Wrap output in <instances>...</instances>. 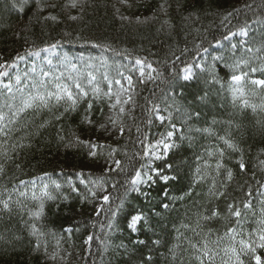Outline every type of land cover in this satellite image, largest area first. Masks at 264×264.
Listing matches in <instances>:
<instances>
[{
	"label": "trees",
	"instance_id": "16d2710c",
	"mask_svg": "<svg viewBox=\"0 0 264 264\" xmlns=\"http://www.w3.org/2000/svg\"><path fill=\"white\" fill-rule=\"evenodd\" d=\"M46 2L54 3L56 7H47L38 13L35 3H32L21 13L12 7V0H0V54L4 59L12 60L17 53L28 58L27 51L38 53L56 44V64L47 68L52 75L45 80L49 87L55 76L61 72L68 74L69 69L61 64L63 58L68 57L80 72L93 73L104 91L108 89L107 81L103 79L104 73L110 79L121 80L125 86L127 80L124 77L131 76L133 102L126 109L134 104V110L130 115L126 112L123 116V135L117 128H111L108 132L99 128L112 114L106 99L93 101V125L82 123L87 99L80 103L75 112L64 113L59 121L53 117L63 112L62 106L52 107L51 112L48 109L29 110L16 125H10L20 130L12 133L5 147L20 141L21 137H26L22 142L31 146L9 151L8 154L13 157L11 160L0 155V163L5 165V172L0 176V199L12 196L11 212L0 211V234L9 239L16 235L22 237L15 251L7 245H0V264H141L142 261L149 264L144 259L149 254L153 256L151 264H174L167 257L170 256L169 249L177 243L182 244L177 251L183 264H197L195 252L187 240H177L176 229L179 228L184 237L194 243L206 238L210 247H216L212 242L223 237L219 243L222 250L231 244L225 233L237 226V218L227 212L228 204L232 202L242 212L244 233L256 229L257 222L264 218V187H261L264 185V165L260 164L264 160V112L242 108L240 99L233 102L229 88L233 72L228 65L243 57L250 60L251 67L264 66V0H166V11L160 9L165 0H128L131 7L120 0H84L79 7L68 9H64L67 0ZM49 13L57 16V21L42 18ZM193 13L191 18L186 19ZM228 13L232 15L225 20ZM69 16L78 19L71 20ZM122 16L128 19H121ZM165 21L168 23L165 24ZM241 29H246L248 35H240ZM232 33H236L233 39H225ZM233 45L236 47L233 48ZM247 47H252L253 52H246ZM257 48L259 52L255 51ZM136 59L143 60L144 65H137ZM148 64L156 71L148 68ZM187 66L192 69V79L189 80L183 79V69ZM141 67L143 77L140 75ZM241 71L248 69L242 67ZM118 72L123 73V77L117 75ZM149 76L153 79H148ZM249 76L264 79V74L259 71L249 73ZM39 80L37 73L28 71L20 86L13 87L7 97L6 89H1L0 112L11 115L5 103L19 104L20 93L16 89L35 91L32 83ZM118 87L113 83V91ZM251 87L245 86L244 98L250 104H260L264 101V89H257L256 94L252 95ZM206 93L205 101L198 99ZM153 105L173 112L172 123L183 129L192 140H177L179 148L165 154L167 162L180 165L177 180L167 184L157 181L151 187L147 184L142 186V191L151 195V206L161 213L151 218L153 230L132 233L127 229L129 213L136 209L147 211L149 207L140 192H130L122 212L116 217L118 230L110 233L106 226L111 214L101 211L100 215H96L100 205H103L101 197L110 195V203L103 207L105 210L115 209L130 187L126 181L136 170L145 169L141 166L151 161L144 155L145 145L137 142L138 135L141 139L146 135V144L151 145L161 139V134L170 130L167 120L161 124L156 119L158 114L167 116L168 111L153 113L152 123H147V110ZM176 106L199 111L201 116L188 121V125L193 129L209 128L212 134L194 130L187 132V126L177 119ZM48 120L51 123L39 127ZM136 126L141 128L140 134L135 131ZM58 133L65 137L64 142L59 140ZM74 135L80 140L115 149L113 159L120 160L125 171L106 172L107 148L97 149L98 156L93 158L88 155V148L84 145L66 147V142L72 141ZM221 136L231 139L241 151L228 149L219 139ZM217 149L224 150L222 163L232 171L231 181H226L223 168L219 174L215 170L216 162L221 160ZM208 152L212 155L209 156ZM197 156L203 157V160H197ZM182 160L185 163H181ZM205 160L209 165L207 168L203 167ZM241 160L245 164L243 171L239 167ZM164 163V160L154 159L152 168L163 167ZM197 164L208 175L204 182L192 186L191 178ZM78 173H83L86 181L104 177L107 191L97 190L96 197H92L85 184L80 182ZM36 180L33 186L32 181ZM213 180L217 188L226 182V187L221 189L225 191V196L216 199L208 195ZM21 181L26 184H21ZM53 181L61 187L56 189ZM42 183L49 185L48 191L56 199L44 198V214L34 221L30 218L31 212L38 209L41 201L32 199V192L35 191L39 197ZM112 184L116 187L113 188ZM73 185L79 191H73ZM189 190L191 196L171 200V197H179ZM249 190L252 191L251 197L246 195ZM20 192L26 195L21 196ZM165 192L168 197L164 196ZM161 203H169L171 207L164 211L160 208ZM244 203H250L251 207L245 209ZM213 208L219 211L220 216L200 220V228L196 229L200 235L180 227L190 224L195 228L199 215H211ZM32 222L44 233L40 237L42 246L39 251L33 250L36 238L30 235L28 226ZM68 228L72 229L71 233L65 231ZM89 236L93 239L86 243ZM156 239L161 241L158 247L152 244ZM105 240L111 241L107 250L101 244ZM137 240H144L145 244L136 245ZM44 244L47 245V254ZM120 244L125 245L128 251L117 247ZM55 253H58L57 258L50 259V255ZM259 254L264 258V250H259ZM222 257L221 251L214 264H221Z\"/></svg>",
	"mask_w": 264,
	"mask_h": 264
},
{
	"label": "snow or ice",
	"instance_id": "6c2138e0",
	"mask_svg": "<svg viewBox=\"0 0 264 264\" xmlns=\"http://www.w3.org/2000/svg\"><path fill=\"white\" fill-rule=\"evenodd\" d=\"M84 0H67V3L64 5V9L68 8H77L80 5H82ZM122 4L127 5L128 7H131L130 4H128V0H120ZM35 3L37 12H43L45 8H55L56 4L54 3H47L46 0H12V7L14 9H17L19 12L23 13L30 4ZM245 7L250 8L251 5H245ZM161 11H166V0L165 3H162L160 5ZM237 12L239 10H236ZM117 12H119V9H117ZM194 15L190 14L188 18H191V16ZM232 13H228L227 16H225V20L228 19V16H231ZM44 20H52L57 21V16L52 15L49 13L48 16L42 17ZM69 19L76 20L78 17L76 16H69ZM121 19H128V17L122 16ZM139 20V18H137ZM198 19V17H197ZM165 24L168 23V21L164 22ZM67 35V34H66ZM232 35H236V33H232ZM240 35L247 36L248 32L246 29L240 30ZM225 39H228V37H225ZM57 47L56 44H52L49 46V48L42 49V51H49L51 49H55ZM99 47V45H97ZM233 48L236 46L233 45ZM207 49H205L206 51ZM246 52L252 53L253 48L247 47L245 49ZM256 52H259L260 49H255ZM27 55L29 56H35L38 55L37 52L27 51ZM26 59L25 55H21L17 53L15 57L12 58V60H6L4 59L3 54H0V80H3L5 77L8 78L10 81L9 83L3 84L4 89H6L5 96L9 93H12L13 90V84L11 81L15 80L16 84H20L22 82V77L20 74L15 73L14 69H16L19 65V61H23ZM179 59V57H177ZM216 59H221L220 57H217ZM48 63L50 64L51 61L49 60ZM135 63L137 65H144V61L141 59H136ZM61 64L66 66L69 71L68 74L65 75V73L61 72L59 75L54 77V82L51 87H49V84L46 83L43 79L39 81H34L32 83V88L35 89V91H25V89L17 88L16 91L20 93L19 98V104L15 103H5V107L8 108L11 115H7L3 112H0V155H3L6 157L7 160L13 159L12 156H10L8 153L9 151L15 152L17 149L24 148V147H30L31 145H25L22 141L26 137H21L20 141L13 143L10 145V147H5V144L7 143V140L11 137L12 133L14 131H19V128L10 127V125H16L19 122V118L29 110L33 111H39L41 109H48L49 112L52 111V107L56 106H62L63 112L59 115H55L53 118L57 121H59L64 113H71L75 112L80 103L87 99V107L85 108L84 115L82 117V123L87 125H93L94 121L91 119L92 114V107H93V101H100L102 99H106L109 103V110L112 113L107 117V122L100 124L99 128L102 129L105 132L110 131L111 128H117L119 133L121 135L125 132V127L123 126V116L126 114H129L134 110V104L132 108H127L126 106L133 102V95L131 94L134 89V84L131 76L124 77V79L127 80V86L121 83V80L119 79H110L107 73L103 74V79L107 81L108 89L107 91H104L99 82L97 81V77L93 75L91 72L83 73L80 72L77 68V65L72 62L71 59L68 57H64L61 61ZM251 62L249 59L246 58H239L237 59L232 65H228V67L231 68L233 75L231 76L232 83L229 85V88L232 93L233 102L237 99L241 100V107L242 108H251L253 112H256L258 109L261 112H264V101H262L260 104H250L247 99L244 98L245 96V86L251 85L250 92L252 95L256 94L257 89H264V79H252L249 76V73H255L257 71L264 74V66H261L259 68L257 67H251ZM90 67V65H89ZM148 68L152 69V65L148 64ZM191 66H187L183 69L184 76L183 79L189 80L192 79V73L190 71ZM247 68L248 71H241V69ZM36 69L33 68V72H35ZM152 71H156L155 69H152ZM75 73V75H73ZM238 73V74H237ZM27 76V73L24 74ZM42 77H48L52 75L49 72H43L41 70ZM117 75L123 77V73L118 72ZM140 75L141 77L144 76L143 67L140 69ZM148 79H153V77L149 76ZM86 81V83H85ZM219 82V81H217ZM115 83L118 85V89L116 91H113L112 85ZM27 88V86H25ZM126 97V98H123ZM207 96V93L205 96L198 97L199 100L202 102L205 101ZM13 100L16 99L15 96L12 97ZM151 103V101H149ZM171 107V106H170ZM149 118L147 120L148 124L152 123L151 115L153 113H160L162 111H168L167 109H160L159 105H153L148 110ZM175 113L177 115V119L182 125L187 126V132L196 131V132H206L209 134H212L211 129L209 128H196L193 129L191 125H188V121L193 119H198L201 116V113L199 111H188L186 109H183L182 107L176 106L175 107ZM131 118V117H130ZM156 119L160 121L161 124H164V122L167 120L168 125L170 127V130H168L166 133L161 134V139L158 140L155 144H146L147 136L145 135L143 139L140 138V136H137V142L145 145L144 148V155L148 156L151 154L155 157L156 160H164L165 163L163 164V167H158L153 169L151 167V164L142 165L141 168H146L147 171L143 172L141 170H136L134 175L126 181V183L130 186L127 188L124 194V198L120 200L119 205L115 208H108L104 209L103 205H107L110 203V195H103L101 197L103 201V205H100L98 208L96 215H100L101 211H106V213H110V218L108 220V224L106 226L108 232H115L117 229L115 225L116 217L122 212L125 202L127 200L128 194L130 192H140L141 195L145 197V201L149 204V207L147 211L144 209H136L133 212L129 213L127 219H126V227L130 232L132 233H139L144 230H153L152 225L150 223L152 216H160L161 213L157 212L154 207L151 206V195L149 192L142 191V186L147 184L149 187H151L154 183L157 181H162L165 184H167L169 181H175L179 178L180 173V165L175 164L173 162H167L166 160V153L169 152L172 149H178L179 144L176 142L178 141H185L188 140L191 142L192 137L187 135L186 132L181 129L177 128V125L175 123H172L173 120V112L168 111L167 116L165 115H156ZM51 123L50 120L45 121L39 127L43 128L46 124ZM215 123V121H213ZM259 123V121L257 122ZM129 132L132 131L131 128L128 129ZM135 131L140 134L141 128L139 126H136ZM59 140L61 142L65 141V137L62 135H59ZM173 137L176 139L173 140ZM220 140L223 141V143L226 145L228 149H231L234 152H240L241 149L238 147L237 144H235L231 139L226 138L225 136L219 137ZM74 145H84L88 148V155L90 157H97L98 151L97 149H109L107 151V157L108 159L105 161L107 167V171H125V168L121 167V161L113 159V154L116 151L115 149H112L110 146L106 145H99L96 143H93L91 141H83L80 140L78 136H73L72 141L66 142V147H72ZM162 146L163 152H157L154 151L155 149H158ZM217 152L219 153V156L221 157V160H218L215 164V170L217 174H219L220 170L223 168L226 171V181H231L233 179V173L230 169L225 168V166L222 163V158L224 157V150L223 149H217ZM103 154V153H99ZM209 156L212 155L211 152L207 153ZM197 160H203V157L197 156ZM108 161H111L109 163ZM181 163H185V161H181ZM261 165H264V160L260 161ZM114 165V167H113ZM19 167V165H17ZM204 168L209 167L207 164V161H204L203 164ZM240 169L243 171L245 169V164L242 162L239 163ZM5 172V165L3 163H0V176H3ZM155 172V175H152L151 173ZM45 175H48L47 173ZM78 176L81 177L80 182L82 184H85L86 189L89 192V195L92 197H96L97 190L101 192H106L107 189L105 188V179L104 177H98L94 180H85L83 179V173H78ZM208 173L206 171H202V166L200 164H197L194 174L191 178V184L192 186H195L198 183L204 182L206 176ZM41 179L42 178H38ZM55 185L56 189H59L61 187L60 184L55 183V181L52 182ZM21 184H26L25 181H21ZM33 186L36 185V181H32ZM91 185V187H89ZM113 188L116 187L115 184L111 185ZM224 187H226V182L221 183L220 188L216 187V182L213 180L211 187L209 188L208 195L211 197H214L216 199H219L222 196H225V191L221 190ZM261 187H264V185H261ZM49 185L47 183H42L40 188V196L38 197L36 192H32V199L36 200L39 199L41 202L39 204V207L37 210L31 212V219L32 220H39L43 214H44V203L43 199L47 198L49 200H54L56 197L52 196L48 191ZM73 191H79L75 188V186H72ZM18 190V189H17ZM7 191V190H5ZM192 192L189 190L188 192H185L183 195L179 197H171V200H183L187 196H191ZM20 195H26L25 192H20ZM246 195L248 197L252 196V191L249 190ZM264 195V193H262ZM165 197H168V193H164ZM86 198V197H85ZM11 203H12V196L8 195L6 198L0 199V211L4 212H11ZM244 208L249 209L251 207L250 203H244ZM171 205L169 203H161L160 208L164 211L169 210ZM207 211V210H205ZM227 212L231 216L237 218L236 219V227L229 228L227 232L225 233V236H227L231 244L228 247L223 248L222 250L219 249V243L220 240L223 239V237L220 238V240L212 242L216 247H210L209 241L204 238L200 242L194 243L192 240L188 239L187 237H184L183 232L180 231V229H176L177 232V240H181L183 238L184 240H187V243L191 249L194 250L195 255L194 259L197 261V264H214V261L217 256H220V252H223V257L221 258V264H251V261H254V264H264V258L259 254V250H264V218L259 220L257 222V227L251 232L244 233L243 230V223H242V212L238 205L235 204V202L229 203L227 207ZM151 213V215H150ZM220 216V213L217 209L213 208L211 211V215H203L200 214L198 220L196 221V227L193 228L190 224H182L180 227L183 229L191 230L196 235H200L199 232L196 231L197 228H200V220H211L214 218H217ZM25 223H28L27 221ZM29 232L30 235L36 238V243L33 245L34 251H39L41 248V242L40 237L44 235V233L41 231L40 228L37 227V224L35 222L30 223L29 225ZM66 232L71 233L72 229L68 228L65 229ZM93 237L89 236L88 241H92ZM97 239H99L97 237ZM22 241L21 236H13L11 239L7 238L4 234H0V245H7L12 251L16 250V244L18 242ZM58 243V242H57ZM101 244L104 245L105 250L111 245V241L105 240L101 241ZM136 245H144V240H137L135 241ZM152 244L154 246H160L161 241L159 239L153 240ZM44 251L47 254V245L44 244ZM117 247L124 248L125 252H127V248L125 245L120 244ZM182 247L181 243L174 244L171 249H169L170 256L167 257V259H171L174 264L178 262V264H183V260L179 257L178 249ZM151 251V250H149ZM58 253L50 255V259L55 260L57 258ZM61 259H63L61 257ZM145 260L151 264V261L153 260V256L151 254L144 257ZM143 264V261L141 262Z\"/></svg>",
	"mask_w": 264,
	"mask_h": 264
},
{
	"label": "rangeland",
	"instance_id": "374dc122",
	"mask_svg": "<svg viewBox=\"0 0 264 264\" xmlns=\"http://www.w3.org/2000/svg\"><path fill=\"white\" fill-rule=\"evenodd\" d=\"M239 34H240V32H239ZM234 36L235 35H230L228 37V39H233ZM57 55H58V52H57L56 49H51L49 51L38 52V55L29 56L25 60L19 61L18 62L19 66L16 69L12 70V71H14L15 73L20 74L21 77H22V81L26 77L24 74L28 73V71L33 73V74L37 73V78L43 79L45 81L46 79L49 78V76L48 77H42L41 70H43V72H48L47 68H51V67H53L56 64L55 57H57ZM49 60L51 61L50 64L48 63ZM33 68L36 69L35 72H33ZM191 70L192 69L190 68V71ZM49 73H52V72L49 71ZM253 79H258V78H253ZM9 82L10 81L8 80L7 77H5L3 80H0V90L4 89L3 84L9 83ZM52 82H54V78L52 79ZM11 83L13 84V87H16V86H20V84L22 82L20 84H16L15 80L13 78ZM154 151L163 152L162 146L160 148H158V149H155ZM148 157L151 159L149 164H151V167H152L153 166V160L155 159V157L152 156L151 154H149ZM145 171H147L146 168L142 170V173L145 172ZM153 173L154 172H152L151 174L153 175ZM36 183H37V180H36Z\"/></svg>",
	"mask_w": 264,
	"mask_h": 264
}]
</instances>
